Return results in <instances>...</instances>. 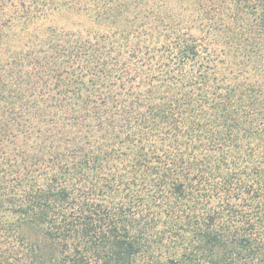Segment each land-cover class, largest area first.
Returning a JSON list of instances; mask_svg holds the SVG:
<instances>
[{
  "label": "trees",
  "instance_id": "16d2710c",
  "mask_svg": "<svg viewBox=\"0 0 264 264\" xmlns=\"http://www.w3.org/2000/svg\"><path fill=\"white\" fill-rule=\"evenodd\" d=\"M0 264H264V0H0Z\"/></svg>",
  "mask_w": 264,
  "mask_h": 264
}]
</instances>
